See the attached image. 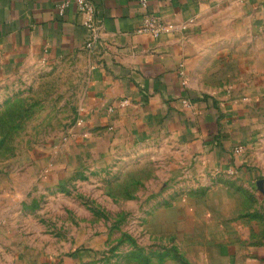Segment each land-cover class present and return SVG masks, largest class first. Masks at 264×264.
Returning <instances> with one entry per match:
<instances>
[{
    "label": "rangeland",
    "instance_id": "obj_1",
    "mask_svg": "<svg viewBox=\"0 0 264 264\" xmlns=\"http://www.w3.org/2000/svg\"><path fill=\"white\" fill-rule=\"evenodd\" d=\"M86 82L80 60L0 78V264H264V138L250 176L170 136L61 168L52 155L80 137Z\"/></svg>",
    "mask_w": 264,
    "mask_h": 264
},
{
    "label": "crops",
    "instance_id": "obj_2",
    "mask_svg": "<svg viewBox=\"0 0 264 264\" xmlns=\"http://www.w3.org/2000/svg\"><path fill=\"white\" fill-rule=\"evenodd\" d=\"M93 1L101 43L89 53L75 0H0V78L38 62L80 60L87 72L80 137L52 155L56 166L116 140L170 136L250 176L243 161L264 138V0H148L158 37L137 32L138 0Z\"/></svg>",
    "mask_w": 264,
    "mask_h": 264
},
{
    "label": "built area",
    "instance_id": "obj_3",
    "mask_svg": "<svg viewBox=\"0 0 264 264\" xmlns=\"http://www.w3.org/2000/svg\"><path fill=\"white\" fill-rule=\"evenodd\" d=\"M144 13L141 24L137 28L139 33H147L152 37H158L164 30V22L156 14L148 11V0H138ZM76 9L80 18L81 25L86 30L84 48L89 53H94L101 43V23L98 17V8L93 0H75ZM68 2L63 1L58 5L59 12L62 14L68 7ZM243 148L238 146L235 153L242 152Z\"/></svg>",
    "mask_w": 264,
    "mask_h": 264
}]
</instances>
